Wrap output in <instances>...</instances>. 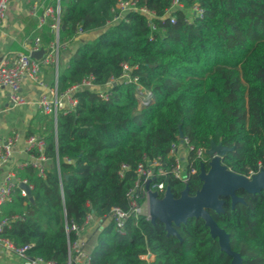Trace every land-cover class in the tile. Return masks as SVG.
I'll return each instance as SVG.
<instances>
[{
  "label": "trees",
  "instance_id": "16d2710c",
  "mask_svg": "<svg viewBox=\"0 0 264 264\" xmlns=\"http://www.w3.org/2000/svg\"><path fill=\"white\" fill-rule=\"evenodd\" d=\"M179 1L182 7L171 10V22L166 12L172 0H137L154 12L151 29L137 11L106 26L116 0H61L59 43L72 42L78 31H99L75 47L58 74V91L90 76L102 85L126 65L151 95L139 106L133 83L111 85L107 100L82 87L74 92L75 109L57 116L55 130L45 122L40 135L50 166L44 174L30 164L17 168L16 177L31 189L24 196L15 186L0 205V221L8 220L0 235L26 246L27 257L65 264L68 242L76 238L66 224L81 225L89 211L106 220L113 206L127 210L126 192L144 159L160 161L164 174L157 180L179 196L185 185L172 175L169 156L179 133L191 145L187 163L195 172L186 184L191 195L201 185L195 150L208 148L211 140L232 148L221 158L231 171L248 176L264 168V0ZM194 4L202 16L188 18ZM31 21V38L48 44L53 39L48 24L32 32L36 21ZM122 164L129 168L120 176ZM236 194L244 203L232 206L226 197L223 212L210 214L228 233L242 264H264V191ZM176 230L180 239L166 235L158 219L139 216L129 218L119 235L107 220L89 251L91 263L145 264L140 255L150 252L154 264H230L201 218H189Z\"/></svg>",
  "mask_w": 264,
  "mask_h": 264
},
{
  "label": "built area",
  "instance_id": "2783aa9c",
  "mask_svg": "<svg viewBox=\"0 0 264 264\" xmlns=\"http://www.w3.org/2000/svg\"><path fill=\"white\" fill-rule=\"evenodd\" d=\"M45 1L46 0H27L29 4V13L36 18L38 26L48 24L53 34V39L48 44L43 45L40 38L35 36L32 44L29 45L28 51H17L13 54L3 56L0 60V87L8 89L12 104L18 105L25 102L19 93L20 83L23 78H28L38 86L44 88V91L38 96L35 103L40 112L47 116L52 122L54 130L57 124V116L60 113L70 112L75 109L77 98L74 96V92L82 87L95 89L102 99L107 100L109 97V87L111 85L119 81L133 83L139 91V93L136 94L138 105L141 106L146 104L150 99V91L142 88L137 78L130 75V68L126 65H123L124 71L119 77L110 78L102 85L92 83V77L90 76L82 82L73 84L63 91H58L57 68L61 47V43L58 41V35L60 30L59 14L61 0H53L52 3L43 6ZM9 2L10 0H0V24L7 14ZM175 7H182L179 0H172V7L166 12L171 22H173L174 18L171 16L170 12ZM40 8L41 11H39ZM131 11L145 14L148 25L151 29H155L153 22L155 16L154 12L145 5H138L137 0H116L112 8V19L106 23V26L124 18V14ZM188 13V18H190L191 14L201 17L202 9L194 4L188 9ZM79 33L82 32L78 31V34ZM40 48H44V54L40 58L32 57L30 53ZM45 65L54 67V78L50 85L46 84L41 77V70ZM177 138L179 141L173 143L169 149V156H173L174 158L172 175L186 185L189 174L195 172V169L189 167L187 163V154L188 150L191 149V145L187 137L178 135ZM15 140L16 138L13 136L0 138V165L7 160ZM25 144V149L30 154L31 160L21 162L18 167L21 168L30 164L37 168L38 174H44L46 168L44 161L48 160V157L43 153L44 140L42 136L29 135L25 140ZM183 146H186L187 149L185 148L186 151L184 150V152H181L180 149L183 148ZM34 151L37 152V154H34ZM195 156L200 158L201 162L205 161L207 158L208 161L210 160V157L205 155V149L202 148H197L195 150ZM128 168V165L122 164L120 166L119 175L122 176L123 171ZM134 173L136 176L134 185L126 192L128 209L123 210L119 206H113L106 216L107 220L112 222L119 235L125 233V223L129 218L136 219L139 216H144L146 219H150L149 190L156 191L158 197H162L166 189L164 183L157 180L159 175L164 174V167L161 166L159 160L144 159V161L136 165ZM252 173L254 172H251L250 175ZM21 183H24L27 188L20 187ZM15 186L20 188V192L24 196H26L31 189V185L28 184L25 179H18L15 175V171L9 170L0 183V205L10 199L11 191ZM95 218L97 217L93 212L89 211L81 225H77L73 222L69 225L66 224V231H73L76 238L72 242H68V258L65 264H92L90 252L85 248V243L80 238V234L93 220H95ZM7 224L8 220L6 219L0 221V231L4 226H7ZM0 245L6 252L22 258L23 261L21 264H55L53 261H46L41 257H27L25 255L26 246H16L11 240L1 235ZM140 257L145 260V264H154V256L150 252L140 255Z\"/></svg>",
  "mask_w": 264,
  "mask_h": 264
},
{
  "label": "crops",
  "instance_id": "0c3cea01",
  "mask_svg": "<svg viewBox=\"0 0 264 264\" xmlns=\"http://www.w3.org/2000/svg\"><path fill=\"white\" fill-rule=\"evenodd\" d=\"M31 19L36 21V27L31 31L40 30L41 26H38L36 18L29 13L27 0H10L7 14L0 24V60L3 56L17 51H28L29 45L32 44L34 39L29 34ZM96 34L91 37L87 35V32H82L72 42L61 43L57 68L58 74L68 66L69 58L75 47L83 42L90 41ZM41 77L46 84H52L54 67L51 65L43 66ZM43 91L44 88L28 78H23L20 83L19 93L25 102L13 105L9 98L8 89L0 87V138H6L7 136L16 138L11 147L10 155L0 165V183L7 171H15L19 168L18 165L21 162L31 160L30 154L25 149V140L29 135H40L45 122L49 120L47 116L40 112L35 103ZM44 165L48 168L50 161H44ZM106 221L107 219L95 218L80 234V238L84 241L85 248L88 251L95 245L96 236ZM22 261V258L6 252L0 245V264H21Z\"/></svg>",
  "mask_w": 264,
  "mask_h": 264
},
{
  "label": "water",
  "instance_id": "95a60500",
  "mask_svg": "<svg viewBox=\"0 0 264 264\" xmlns=\"http://www.w3.org/2000/svg\"><path fill=\"white\" fill-rule=\"evenodd\" d=\"M60 27L63 28V24ZM30 54L34 58H40L44 54V48ZM179 135L182 136L181 133ZM231 149L220 142L210 141L209 147L205 149V155L210 157L208 167L203 162L200 163L198 177L201 185L194 194H189L187 185L177 197L169 187H166L162 197H158L156 191L149 190V220L154 222L158 219L164 225L166 235L180 239L176 226L189 218H201L210 236L217 240L220 251L231 257L230 264H242L240 254L230 247L228 233L218 226L210 211L223 212L226 197L230 198L232 206L238 202L244 203L243 198L236 194L239 189L252 194L264 191V168L250 176L231 171L221 163V158ZM20 187L27 188L24 183Z\"/></svg>",
  "mask_w": 264,
  "mask_h": 264
},
{
  "label": "rangeland",
  "instance_id": "374dc122",
  "mask_svg": "<svg viewBox=\"0 0 264 264\" xmlns=\"http://www.w3.org/2000/svg\"><path fill=\"white\" fill-rule=\"evenodd\" d=\"M99 30H92V31H89V32H87V35L88 36H93L95 33H97ZM184 148V149H183ZM183 148H181L180 150H181V152H184V150H185V148L187 149V147L186 146H183ZM186 151V150H185ZM180 152V153H181Z\"/></svg>",
  "mask_w": 264,
  "mask_h": 264
}]
</instances>
